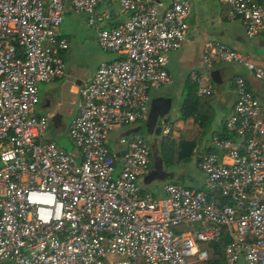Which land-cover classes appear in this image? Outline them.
<instances>
[{"label": "built area", "instance_id": "1", "mask_svg": "<svg viewBox=\"0 0 264 264\" xmlns=\"http://www.w3.org/2000/svg\"><path fill=\"white\" fill-rule=\"evenodd\" d=\"M248 39L264 33V4L220 0ZM118 7L102 12L105 3ZM87 17L100 49L115 55L78 89L70 154L46 138L38 86L65 76L66 11ZM190 4L175 0H0V264H192L225 241L223 264H264V100L235 77L229 136L201 158L202 190L166 184L158 198L138 181L150 149L138 133L108 145L115 129L143 122L151 91L171 84L169 56L182 48ZM111 24V25H110ZM110 25V26H108ZM207 66L235 63L264 83L254 64L220 42ZM189 79L198 97L214 92Z\"/></svg>", "mask_w": 264, "mask_h": 264}, {"label": "crops", "instance_id": "2", "mask_svg": "<svg viewBox=\"0 0 264 264\" xmlns=\"http://www.w3.org/2000/svg\"><path fill=\"white\" fill-rule=\"evenodd\" d=\"M256 2L264 4V0H256ZM111 7L112 4L106 2L100 7V10L105 12L110 10ZM70 14L71 11L68 10L63 17ZM209 16L206 19H200L194 25H192L191 18L188 16L186 20L188 30L182 48L169 56L168 73L171 76V84L168 87L150 92L146 119L136 125L115 129L109 135V140L113 144L112 148L116 150L119 148V137L131 133H138L144 137L141 132L145 128V135L151 140L149 146V149L151 148L150 164L146 173L140 177L138 185L142 191L151 192L158 198L164 196L163 187L166 184L181 185L197 190L204 189L205 177L200 171L199 163L201 158L212 150L214 138L226 139L229 136L225 124L229 117L233 115L236 103L235 77L239 76L246 79L256 97L264 100V83L254 80L245 68L244 74H238V68L242 66L235 63L207 66L203 60L208 45L220 42L254 64L264 63V33L254 39H248L241 22L238 19L230 18V7L219 0H216L215 9L211 10ZM122 20L123 18L115 13L111 22L114 24ZM59 33L67 38L69 42V48L63 54L65 76L60 80L38 86L39 104L36 109L38 115L48 116L49 125L46 138L56 145L58 144L49 135L62 128L65 116L71 117L70 122L77 116L78 89L81 84L93 76L100 64L113 61L116 58L115 55L105 52L106 55L103 56L90 74L85 73L82 77H75L74 83H70V77L66 69L71 46L68 26L63 28L62 24ZM219 70H222L223 74L216 77L217 83L213 80V77L215 72ZM192 72L204 78L203 86H209L213 89L214 93L210 98L201 97L202 104L199 107L200 113L208 118L207 123L210 124L212 130L204 136V140L199 145L190 141L183 146L180 144L182 133L186 131L187 134H191L192 132L198 137L201 128H199L194 117L186 120L179 119L183 100L178 104L179 114L174 117L173 122L170 112L173 106L172 97L174 94L180 92V98L185 94L186 99L190 91L197 92L200 88L189 79ZM192 84L196 88H191ZM69 125L67 126V135ZM225 134L227 136L222 138V135L225 136ZM166 143L171 146V160L174 159L175 163L179 164H177V168H174L173 163H169V160L164 156V145ZM65 151L67 152V150ZM75 154L76 151H73V155ZM181 160L185 161L184 167Z\"/></svg>", "mask_w": 264, "mask_h": 264}, {"label": "rangeland", "instance_id": "3", "mask_svg": "<svg viewBox=\"0 0 264 264\" xmlns=\"http://www.w3.org/2000/svg\"><path fill=\"white\" fill-rule=\"evenodd\" d=\"M160 1L163 3L164 7H166L172 0H160ZM187 1L190 4L189 16L193 23L192 25H194L195 23L197 24L200 19L201 20L206 19L207 16L210 17L209 15L211 13V10L215 9L216 6V0H187ZM110 10L118 13L117 5L112 4ZM66 26H68L69 35L71 38L70 58L66 63V69L70 77L69 82L74 83L75 77H82L83 74L85 73L87 75L90 74L94 70L96 65L102 60L103 56L106 55V53L99 48L96 41L95 31L87 26V17L85 15L77 14L71 11L70 15L63 17V28ZM244 70H245L244 67H240L238 68L237 73L244 74L245 73ZM180 94H181L180 92L176 93L172 97L173 106L170 112V117L172 119V122L174 121L173 120L174 117H177L179 114L178 104L182 100H183L182 103H184L185 94L183 95V97L181 96L182 98H180ZM70 119L71 117L65 116L63 119L62 128L57 132H53L49 136L60 147L67 150L68 153L73 154V151H76V149L73 146L72 142L70 141L66 132L67 126L70 123ZM209 125H210L209 123H206L205 127L201 128L200 130L201 133L199 134L198 137H196V135H194L192 132L191 134L190 133L187 134L185 131V133H182L180 144L184 146L186 145L187 142L192 141L194 144L197 143L199 145V143H201L204 140L203 139L204 136H206L212 130ZM141 133L144 135L148 145L150 146L151 140L148 138V136L145 135V128L142 129ZM108 145L112 148L113 144L111 143V140H108ZM164 146H165L164 147L165 158L169 160V163L171 162L173 163V165L175 166L174 168H177L179 164L177 162L175 163L174 159L173 161L171 160L172 158L170 153L171 146L169 145V143L168 145L166 143ZM181 161L184 167L185 161L183 160Z\"/></svg>", "mask_w": 264, "mask_h": 264}, {"label": "trees", "instance_id": "4", "mask_svg": "<svg viewBox=\"0 0 264 264\" xmlns=\"http://www.w3.org/2000/svg\"><path fill=\"white\" fill-rule=\"evenodd\" d=\"M191 88H196V86L192 84ZM211 96L205 98L207 99ZM201 99V97L197 96V92H194L193 90L190 91L182 105L179 119L186 120L188 118L194 117L195 121H197L198 123L199 128H204L208 121V118L199 111L200 104H202ZM226 136V134L225 136L222 135V138H225ZM225 244V241H223L218 244L213 243L205 245L204 248L208 251L207 260L196 261L192 264H223V250Z\"/></svg>", "mask_w": 264, "mask_h": 264}, {"label": "water", "instance_id": "5", "mask_svg": "<svg viewBox=\"0 0 264 264\" xmlns=\"http://www.w3.org/2000/svg\"><path fill=\"white\" fill-rule=\"evenodd\" d=\"M221 74H223V71L222 70H219V71L215 72L214 77H213L214 78L213 80L218 83V80H217L216 77H218Z\"/></svg>", "mask_w": 264, "mask_h": 264}, {"label": "flooded vegetation", "instance_id": "6", "mask_svg": "<svg viewBox=\"0 0 264 264\" xmlns=\"http://www.w3.org/2000/svg\"><path fill=\"white\" fill-rule=\"evenodd\" d=\"M157 131H159V130H157Z\"/></svg>", "mask_w": 264, "mask_h": 264}]
</instances>
